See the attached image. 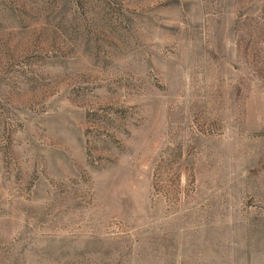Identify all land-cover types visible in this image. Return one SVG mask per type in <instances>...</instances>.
Listing matches in <instances>:
<instances>
[{"label": "rangeland", "instance_id": "1", "mask_svg": "<svg viewBox=\"0 0 264 264\" xmlns=\"http://www.w3.org/2000/svg\"><path fill=\"white\" fill-rule=\"evenodd\" d=\"M0 264H264V0H0Z\"/></svg>", "mask_w": 264, "mask_h": 264}]
</instances>
